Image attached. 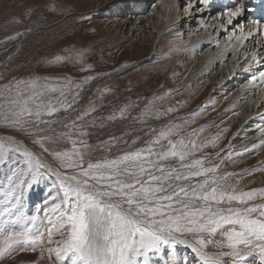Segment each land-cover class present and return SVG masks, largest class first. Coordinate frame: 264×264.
Wrapping results in <instances>:
<instances>
[{"label":"rangeland","instance_id":"374dc122","mask_svg":"<svg viewBox=\"0 0 264 264\" xmlns=\"http://www.w3.org/2000/svg\"><path fill=\"white\" fill-rule=\"evenodd\" d=\"M130 1L0 0V139L14 140L53 168H59L58 162L44 153L34 140L40 135L57 136L70 132L73 139L84 140L88 144L87 148L82 149L86 166L87 162L113 159L124 152L145 147L161 129L179 125L182 138L186 142L194 140L198 145L185 163L202 158L205 167L219 165L218 176L230 174L223 185L229 190L231 187L237 191L264 188V163L262 167L256 166L260 163L257 161L259 154L264 155V145L260 139L244 146L241 141H234L245 110L244 106L237 108L233 103L247 80H241L234 87L225 81L229 84L227 92L216 94L218 98L210 101L217 81L227 73L223 65L226 63L232 66L234 55L227 53L224 59L217 58L218 51L220 46L228 45V37L233 29L237 30L238 25L237 22L234 28L219 35V43L217 40L211 41L214 45L210 41L204 43L211 33L202 26L207 21L213 23L222 13L216 12L213 19L209 18L205 14V6L218 9L217 6L223 5V0H209L208 4H201L200 0H188L186 3L175 0L181 15L177 21L178 17L174 20L170 17L172 4L170 9L163 12L158 9L160 0H149L148 5L143 6L145 12L139 13L138 10H131L133 7ZM241 6L245 8L246 4ZM161 13H165L168 19ZM161 15L163 19H160ZM202 18L205 19L203 23L200 22ZM179 20L180 33L183 35L169 34L170 27ZM218 21H215L217 25L221 24ZM243 22L251 26L244 28L246 31L254 27L248 19L240 21ZM156 31L161 32L159 36ZM247 42H251V39ZM263 49L261 44L259 56L263 55ZM206 55H210L208 60H204ZM57 56L64 59L57 61ZM36 77L40 78V86L47 84L49 89H58L54 92L45 90L43 99L51 100L59 111L50 117H42L50 121L48 124H39L38 128L34 124L27 125L29 131L26 132L18 126L6 124L3 113L7 111L6 100L16 94L17 81H28ZM86 77L92 79L86 80ZM247 77L250 79L252 75ZM69 82L70 87L64 88ZM5 86L12 88V92L9 93ZM61 88L66 92V102L75 99V103L67 110L62 106L65 99L60 96ZM239 98L243 99L242 104L246 106V96ZM263 106L264 103L257 109ZM169 108L175 111H167ZM85 112L88 115L77 120ZM214 137V147L211 144L199 147ZM45 146L64 150L71 148V142L66 139L58 143L46 141ZM9 155V162L14 166H25L21 154L11 152ZM164 163L166 167L179 169L181 162L170 158ZM60 171L73 173L72 169L61 168ZM243 178H247V181ZM195 182L194 179L192 183ZM62 197L59 181L49 173L25 192L18 208L28 216H37L43 231L48 221L54 220L58 214L46 209H51L52 203H59ZM5 206L10 205H6L4 198L0 197V210ZM6 228L8 231H21L23 223L9 221ZM186 238L189 244H177L176 252L182 258L187 257L190 264H199L190 247L197 240L193 234H188ZM215 239L222 238L216 236ZM184 248L188 252H182ZM221 250L228 251L227 248L219 249L215 245L205 249L208 252ZM169 251L165 246L160 254L153 255V264H163L168 259ZM225 260L230 264V258L226 257ZM249 261L259 264L256 254L249 257ZM0 264L52 262L48 260L46 251L41 256L40 248L32 251L27 246H18L10 256L0 258Z\"/></svg>","mask_w":264,"mask_h":264},{"label":"snow or ice","instance_id":"6c2138e0","mask_svg":"<svg viewBox=\"0 0 264 264\" xmlns=\"http://www.w3.org/2000/svg\"><path fill=\"white\" fill-rule=\"evenodd\" d=\"M200 2L208 4L209 0ZM244 13L242 6L226 9L227 25H233ZM252 23L254 27L248 31L241 26L239 35L233 29L229 41L234 38L243 44L264 30L260 20ZM220 27L227 31L226 25ZM62 59L64 57H56L57 61ZM252 61L264 66L256 52L251 54L249 63ZM257 78L264 82V70L259 71L258 76L253 75L251 81ZM39 80L36 77L17 81L15 96L6 100L7 111L3 113L6 124L28 132L29 124L38 128L39 124L50 123L42 117H50L59 109L51 100L43 99L44 92L58 89H49L47 84L40 86ZM5 89L9 93L13 90L8 86ZM59 91L65 99L62 106L65 110L71 108L75 99L66 102V92L63 88ZM87 115L85 112L77 120ZM179 128L172 125L161 129L145 147L113 159L87 162L86 166L82 151L88 147L86 141L73 139L70 132L37 136L34 143L51 155L59 168H53L14 140L0 139V197L10 205L0 210V258L10 256L18 246H27L32 251L40 248L41 256L46 251L52 264H153L152 256L160 254L167 246L170 251L163 264H190L187 257L178 255L176 245L189 244L186 237L193 234L197 243L190 247L199 264H227L226 257L230 258V264H255L249 261L254 254L259 264H264V188L237 191L230 186L229 190L223 185L230 174L218 176L219 165L205 167L202 158L185 163L198 145L194 140L186 142ZM62 139L71 142L70 149L45 146L46 141L58 143ZM215 140L214 137L199 147L208 144L214 147ZM260 143L264 145V139ZM11 152L21 154L25 166L10 163ZM170 158L181 162L179 169L165 166L164 162ZM61 168L72 169L73 173L61 172ZM49 173L59 181L63 197L59 203H52L51 209H46L58 214L41 231L39 218L26 215L18 204L25 192ZM194 179L196 182L192 183ZM9 221L22 222V230L8 231ZM216 236L222 239L216 240ZM209 245L228 251H205Z\"/></svg>","mask_w":264,"mask_h":264},{"label":"bare ground","instance_id":"6f19581e","mask_svg":"<svg viewBox=\"0 0 264 264\" xmlns=\"http://www.w3.org/2000/svg\"><path fill=\"white\" fill-rule=\"evenodd\" d=\"M160 1H161V3L160 2H158V3L161 4V5H160V7L158 9L162 10L163 12L164 11L166 12L167 8H169L170 4H172V6H171L172 11H171L170 17H173V20L178 17L175 21H177L178 19H181L180 12H178L179 11L178 10L179 4H177V3L175 4V2H176L175 0H160ZM240 1H241V4H240L239 7H241V5L246 4L245 13L243 14L242 17H239V18H237V20H234L233 25H230V26L227 25V20L225 22L224 17H222L221 19L217 18L218 20L221 21V24H218V25L215 22L217 19L216 20L214 19L213 20V23H211L212 21L211 22L209 21L211 24L208 23V21L204 25L202 24L203 25L202 26L203 29H208L207 32H210L211 33V34H209L210 36L208 37V40L205 41V42L203 41L204 43H206V42L208 43V41L211 42V41H215V40H217L216 42H218L219 35H222L224 32H226V31H224V30L221 29L220 25H222V24L227 26V32H228V29L234 28L235 27V24L238 22V25L236 27L237 30H235L236 31V35H237V33H239V28L241 27V26H239L240 21L242 22L243 20H247L248 19L250 21L260 20L262 24L264 23V0H258V2L260 3L261 6L259 8H257V9L256 8H250L251 6L248 4L249 2H247L246 0H240ZM130 2H132L131 3L132 4V7H133V9H131L132 11L138 10L139 13H143V12H145L144 11L145 7H143V6L144 5H148L149 0H131ZM181 2L182 3H186V2H188V0H181ZM210 5H212V4H210ZM213 5H215V4H213ZM192 6H194V5H192ZM207 7H208V5H207ZM234 8H236V7H234ZM210 11H211V9H209L207 12H210ZM116 12H118V10ZM163 14H165V13H163ZM189 14H191V13H189ZM162 15L160 16V19H163L164 18V16H162ZM168 15H169V13H168ZM166 19H168L167 18V15H166ZM204 20L205 19L202 18L200 22L203 23V22H205ZM165 21H167V20H165ZM220 21H218V22L220 23ZM180 22L181 21L179 20L175 25L171 26L168 33L171 34V35H174V34L175 35L182 34V32L180 33V29H181L180 28V24H179ZM162 27H164V26H162ZM263 31L264 30H262L261 32H263ZM157 33H158L157 36H159L161 32L160 31L159 32L156 31V34ZM215 33L218 34V37L216 36ZM259 35H257L255 38L251 39V42L253 41L252 44H251V42H247V41L244 42L243 44H241L240 42H237L233 38V40L229 41V43H228L227 46L222 44L225 48L223 46H220L221 49L218 51L217 58H220L221 57L222 59H224V56H226L227 53H233L234 55H233V57L231 59V65L232 66H229L226 63L223 65V67L226 69L227 73L225 74L224 77L219 78V80L217 81V83H216V85L214 87V91H213V94H212L213 96L210 95V101H215V99L218 98V97H216V94H218V93L225 94L226 87L229 86V84H226L225 81L226 82H230L231 85L234 87V86L239 85V83H241V80H247V82L242 86V89L239 90V93H237V96H236L235 101L233 103V104H235L234 106H236L237 108H242L244 106L243 108L245 110L244 111V115H243V119H242V121L240 123V126H239L237 132H236V137H235V140H234L236 142L241 141L243 146L246 145V144L251 143V141H254L256 139H260V141H261V139H264V131H261V129H264V106L261 109H257L258 106H260L261 104L264 103V82H260L259 81V78H257V81L252 82L251 81V78L248 79V77H247L248 75H252V76L253 75H257L258 76V72L264 70V66L257 65L255 61H252L251 64L249 63L251 61V54H252V52H256L257 55H258V53L260 51V45L262 43L261 42H258L257 43V41H255ZM202 39H204V38H202ZM218 43H217V45H218ZM225 43H227V42H225ZM205 46H206V44H205ZM206 53L208 54L209 51L206 52ZM245 53H248V57L247 58H245ZM262 56L264 57V51H263V55ZM262 56H259V57L261 58ZM209 57H210V55H206V57H205L204 60H206V59L208 60ZM261 60L264 61V58H261ZM219 62H220V59H219ZM209 63L214 64L215 62L209 61ZM249 67H250L251 70L250 71H246L245 69L246 68H249ZM240 70H242L241 73L239 72ZM256 87H258V89H255ZM254 92H255V94H254ZM240 96H244V97L246 96V100H247V103H246L247 105L246 106L242 104L243 103L242 102L243 99H241L242 97L239 98ZM257 161H260V163L258 165H256V166L257 167L258 166L259 167H262L263 166V163H264V155L259 154V157H258V160ZM248 175H250V173ZM244 177H246V176H244ZM230 178H233V177L231 176ZM243 179L246 180L247 178H243ZM248 182H250V180Z\"/></svg>","mask_w":264,"mask_h":264}]
</instances>
